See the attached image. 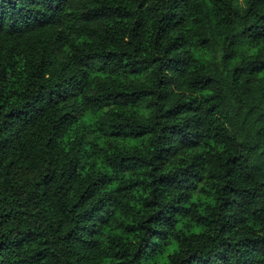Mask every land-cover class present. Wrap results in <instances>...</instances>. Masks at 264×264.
Instances as JSON below:
<instances>
[{"label": "trees", "instance_id": "trees-1", "mask_svg": "<svg viewBox=\"0 0 264 264\" xmlns=\"http://www.w3.org/2000/svg\"><path fill=\"white\" fill-rule=\"evenodd\" d=\"M0 264H264V0H0Z\"/></svg>", "mask_w": 264, "mask_h": 264}]
</instances>
